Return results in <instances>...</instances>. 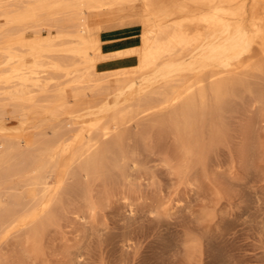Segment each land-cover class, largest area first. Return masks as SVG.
Returning <instances> with one entry per match:
<instances>
[{
  "label": "bare ground",
  "instance_id": "6f19581e",
  "mask_svg": "<svg viewBox=\"0 0 264 264\" xmlns=\"http://www.w3.org/2000/svg\"><path fill=\"white\" fill-rule=\"evenodd\" d=\"M126 26L140 27L132 43H105ZM258 76L264 0H0V245L20 234L22 264L44 257L62 196L123 167L133 130L168 128L191 150L215 105Z\"/></svg>",
  "mask_w": 264,
  "mask_h": 264
},
{
  "label": "rangeland",
  "instance_id": "374dc122",
  "mask_svg": "<svg viewBox=\"0 0 264 264\" xmlns=\"http://www.w3.org/2000/svg\"><path fill=\"white\" fill-rule=\"evenodd\" d=\"M139 14L136 6L126 15L94 21ZM139 32V26H126L103 34L105 43L119 45L132 43ZM252 80L260 85H239L233 96H224L223 106L215 105L219 112L214 107L204 120L191 150L178 147L168 128L133 130L134 147H121L123 167L109 164V173L95 175L88 197L77 179L79 186L62 196L58 219L45 234L44 257L27 263L69 264L75 257L84 264H264V77ZM207 122L221 123L219 130ZM19 236L2 242L0 264L23 263Z\"/></svg>",
  "mask_w": 264,
  "mask_h": 264
},
{
  "label": "crops",
  "instance_id": "0c3cea01",
  "mask_svg": "<svg viewBox=\"0 0 264 264\" xmlns=\"http://www.w3.org/2000/svg\"><path fill=\"white\" fill-rule=\"evenodd\" d=\"M112 45V44H111Z\"/></svg>",
  "mask_w": 264,
  "mask_h": 264
}]
</instances>
